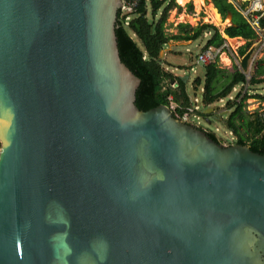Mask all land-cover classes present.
<instances>
[{
  "label": "water",
  "instance_id": "95a60500",
  "mask_svg": "<svg viewBox=\"0 0 264 264\" xmlns=\"http://www.w3.org/2000/svg\"><path fill=\"white\" fill-rule=\"evenodd\" d=\"M122 6L0 0V264H264V154L137 106Z\"/></svg>",
  "mask_w": 264,
  "mask_h": 264
},
{
  "label": "trees",
  "instance_id": "16d2710c",
  "mask_svg": "<svg viewBox=\"0 0 264 264\" xmlns=\"http://www.w3.org/2000/svg\"><path fill=\"white\" fill-rule=\"evenodd\" d=\"M223 18L232 15V24L227 26L224 33L229 38L240 37L245 40V44L239 48V54L245 56L259 39V33L250 21L240 12L233 3L228 0H212ZM246 7L247 4L243 5ZM182 9L176 0H141L138 10L128 26H125L119 16L118 27L116 30L118 37V47L122 61L141 79L140 87L137 91L136 104L141 110H148L159 105L171 107L170 96H173L174 103L182 100L180 107L173 106V114L182 115L181 107L191 105V100L187 93L186 80L176 76L172 72L166 71L160 61L161 53L171 40L195 41L206 31L212 33L205 48L210 46H220L225 38L215 25L205 23L193 27L188 23L178 25L179 33L169 35L166 32V22L171 10ZM189 11H193V5H187ZM150 10V11H149ZM150 12V18H149ZM259 14V13H257ZM260 27H264V15L259 19ZM264 64V59L261 60ZM192 68V67H191ZM190 68V70H191ZM206 68L205 79L197 77L194 80V88L198 90L203 83V104L204 108L212 106L221 98L227 97L233 88L245 81V76L239 71L230 75L229 81L219 90L214 91L217 67L208 65ZM254 76L252 84L263 83ZM175 84V85H174ZM176 87H174V86ZM251 96L245 95L239 102L229 101V108H234L227 119L228 128L237 137L236 144L248 145L254 152L264 154V118L259 112L254 114L253 119L245 116V102ZM264 100V95H259ZM203 114L202 111H200ZM206 116V114H203ZM264 116V114H263ZM244 122L238 124V120ZM246 128L245 133H251V137H246L241 133V127ZM215 141L220 140L214 132H207Z\"/></svg>",
  "mask_w": 264,
  "mask_h": 264
},
{
  "label": "rangeland",
  "instance_id": "374dc122",
  "mask_svg": "<svg viewBox=\"0 0 264 264\" xmlns=\"http://www.w3.org/2000/svg\"><path fill=\"white\" fill-rule=\"evenodd\" d=\"M203 3L198 7H196V4L193 0H189L184 4H180L177 2L178 5L182 7V9L179 11L177 8L170 11L167 22H166V32L169 35H176L179 33L178 25L180 23H188L193 27H197L199 25L209 23L212 25H215L219 28L220 32L222 33L223 37L229 41V43L232 45V50L238 49L245 44V40L237 37V38H228L226 34L224 33V30L227 26L232 24V19L228 16L227 18H223L218 12L217 9L214 8L212 4L205 5L204 0H202ZM229 2L233 3L238 9H240V12L244 15L245 11L247 9H254L255 8V2L256 0H228ZM263 4H264V0ZM193 5V11H189L187 8L188 4ZM247 4V6L243 8V5ZM214 8L216 12L219 14L220 21L215 22L213 20L214 16ZM150 11V10H149ZM245 16V15H244ZM149 18H150V12H149ZM256 26V25H255ZM256 30H258L259 33V39L256 41V43L253 45L254 52H258V49L260 47V42L262 38L264 37V27H262V30H259L258 27H255ZM212 33L209 31H206L204 35H202L199 39L195 41H184V40H171L165 49L163 50V54L161 56V60L163 63V67L166 71L172 72L176 76L183 77L186 80L187 84V93L189 95V98L191 100V106L199 105L203 114H205V111L207 109L216 108L214 112H211L209 115L203 116L201 112H198L196 114L198 117L192 118L191 122L196 127L200 129H204L207 132H214L218 139L220 140V143L226 146L236 144L237 137L233 132L230 131L228 127L224 125V123L219 121V118H222L223 120L227 121L229 118L231 112L234 110V108H229L228 102L227 103H220V101L212 104V106L208 108H204L203 104V83L201 87L196 90L194 88V80L199 77L204 81L205 74H206V68L203 64L197 63L198 55L201 53V51L205 48L206 43L209 38H211ZM228 38V39H227ZM175 45V46H174ZM250 51V50H249ZM264 59V49H262L260 52H258V67L256 69H253L252 75L256 77L258 80H264V64L261 62V60ZM234 63V62H233ZM217 67V73H216V80L214 85V91H219L228 81L230 78V75L235 72V63L232 67L229 65V60L223 56L221 60L215 64ZM191 67H194V71L190 70ZM170 68V69H169ZM171 69H173L171 71ZM176 87V86H174ZM251 96L248 98L245 102V108L244 113L246 118L253 119L255 116L254 114L256 112H259L261 116L264 118V100L259 97V95H264V81L260 84H251L247 88V91ZM233 97H235V93H231ZM182 100H180L179 105H181ZM209 117L212 120V123L209 124L206 122V118ZM215 118V119H213ZM184 122V121H182ZM238 124L243 123V120H238ZM246 128L244 126L241 127V133L244 136L251 137V133H245Z\"/></svg>",
  "mask_w": 264,
  "mask_h": 264
},
{
  "label": "built area",
  "instance_id": "2783aa9c",
  "mask_svg": "<svg viewBox=\"0 0 264 264\" xmlns=\"http://www.w3.org/2000/svg\"><path fill=\"white\" fill-rule=\"evenodd\" d=\"M141 0H123V6L120 9L119 16L123 20L125 26H128L131 20L134 18L139 4ZM255 8L247 9L245 11V17L250 21V23L254 27H258L259 30H262V28L259 25V19L264 15V4L262 0H256L255 2ZM259 13V14H257ZM256 25V26H255ZM258 31V30H257ZM225 37V36H224ZM228 39V38H227ZM232 45L229 43L228 40L225 39L224 43L220 46H210L208 48H204L201 53L198 55L197 63L203 64L205 67L208 65H214L217 64L219 60L225 56L229 60V65L232 67L235 63V70L239 71L244 74L245 81L236 85L233 88V92L235 93V97H233L231 94L228 97L221 98L219 101L220 103H227L229 101L231 102H237L239 103L245 95H250L247 91V88L251 86L252 79L254 76L252 75L253 69H256L258 67V52H260L262 49H264V37L262 38L260 42V47L258 49V52H254L251 50V56L248 60L247 69L243 68L242 60L244 56H241L236 49L232 50ZM234 62V63H233ZM192 71H194V67L191 68ZM174 86V85H173ZM204 91V89H202ZM171 101V109L173 111V106L180 107L178 103H174L173 96H170ZM173 105V106H172ZM183 114L177 115V117L186 123L191 122L192 118L198 117L196 114L198 112L202 111L199 105L195 106H184L181 107Z\"/></svg>",
  "mask_w": 264,
  "mask_h": 264
},
{
  "label": "bare ground",
  "instance_id": "6f19581e",
  "mask_svg": "<svg viewBox=\"0 0 264 264\" xmlns=\"http://www.w3.org/2000/svg\"><path fill=\"white\" fill-rule=\"evenodd\" d=\"M187 1H189V0H177V2L178 3H180V4H184V3H186ZM194 1V3L196 4V7H198L199 8V6L203 3V1L202 0H193ZM215 8V7H214ZM214 8H212L213 9V11H214V16H213V20L215 21V22H219L220 21V17H219V14L216 12V8L214 9Z\"/></svg>",
  "mask_w": 264,
  "mask_h": 264
},
{
  "label": "clouds",
  "instance_id": "9594fccd",
  "mask_svg": "<svg viewBox=\"0 0 264 264\" xmlns=\"http://www.w3.org/2000/svg\"><path fill=\"white\" fill-rule=\"evenodd\" d=\"M226 36H227V35H226ZM174 85H175V84H174ZM203 89H204V88H203ZM232 92H233V91H232ZM232 92H231V93H232ZM231 93H230V94H231ZM230 94H229V95H230ZM229 95H228V96H229ZM228 96H227V97H228ZM210 107H211V106H210ZM170 109H171V108H170Z\"/></svg>",
  "mask_w": 264,
  "mask_h": 264
},
{
  "label": "crops",
  "instance_id": "0c3cea01",
  "mask_svg": "<svg viewBox=\"0 0 264 264\" xmlns=\"http://www.w3.org/2000/svg\"><path fill=\"white\" fill-rule=\"evenodd\" d=\"M229 38V37H228ZM175 46V45H174ZM170 69V68H169ZM173 69H171V71H172Z\"/></svg>",
  "mask_w": 264,
  "mask_h": 264
}]
</instances>
